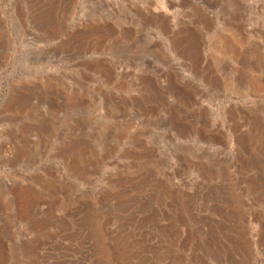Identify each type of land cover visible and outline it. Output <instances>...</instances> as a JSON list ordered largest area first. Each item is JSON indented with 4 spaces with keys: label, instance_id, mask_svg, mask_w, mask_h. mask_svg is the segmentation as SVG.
I'll list each match as a JSON object with an SVG mask.
<instances>
[{
    "label": "rangeland",
    "instance_id": "rangeland-1",
    "mask_svg": "<svg viewBox=\"0 0 264 264\" xmlns=\"http://www.w3.org/2000/svg\"><path fill=\"white\" fill-rule=\"evenodd\" d=\"M0 264H264V0H0Z\"/></svg>",
    "mask_w": 264,
    "mask_h": 264
}]
</instances>
